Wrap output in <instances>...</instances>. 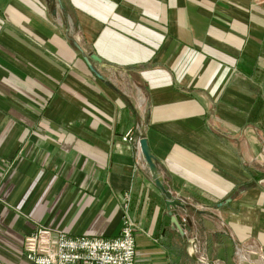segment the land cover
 <instances>
[{"label": "crops", "instance_id": "crops-1", "mask_svg": "<svg viewBox=\"0 0 264 264\" xmlns=\"http://www.w3.org/2000/svg\"><path fill=\"white\" fill-rule=\"evenodd\" d=\"M263 147L264 0H0V264L41 225L118 236L127 196L135 264H259Z\"/></svg>", "mask_w": 264, "mask_h": 264}, {"label": "built area", "instance_id": "built-area-1", "mask_svg": "<svg viewBox=\"0 0 264 264\" xmlns=\"http://www.w3.org/2000/svg\"><path fill=\"white\" fill-rule=\"evenodd\" d=\"M134 129H129L122 140L133 142L139 152V139L135 137ZM128 205L127 196L122 207V228L114 238L84 234L71 236L62 229L41 225L25 237L24 252L33 264H135V231L138 226L128 213ZM238 252L240 258H244L240 249ZM258 255L259 264H264V249H260Z\"/></svg>", "mask_w": 264, "mask_h": 264}, {"label": "water", "instance_id": "water-1", "mask_svg": "<svg viewBox=\"0 0 264 264\" xmlns=\"http://www.w3.org/2000/svg\"><path fill=\"white\" fill-rule=\"evenodd\" d=\"M90 58L93 60H96L97 62H100L101 59L95 54H91L89 57H87V56L85 57V59L88 62V65L90 66L91 70L100 79L104 80V82L108 86L114 88V85L109 80L104 79L103 76H101L99 74V72L96 71L95 67L93 66V64L90 61ZM139 148H140L141 156H142L143 160L145 161L146 166L148 167V169L151 173L153 183L161 190V192L166 197V207H167V211H168V214L170 216V220H171L173 227L181 235L184 236L185 235V227L181 223V217L177 212L178 208H185L184 203L180 199L173 196L172 192L169 190L168 185L166 184L165 180L161 176L159 169L157 167L156 157L152 153V151L149 147L148 141L145 137H141L139 139Z\"/></svg>", "mask_w": 264, "mask_h": 264}, {"label": "rangeland", "instance_id": "rangeland-1", "mask_svg": "<svg viewBox=\"0 0 264 264\" xmlns=\"http://www.w3.org/2000/svg\"><path fill=\"white\" fill-rule=\"evenodd\" d=\"M263 150H264V147H263Z\"/></svg>", "mask_w": 264, "mask_h": 264}]
</instances>
